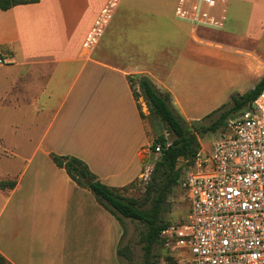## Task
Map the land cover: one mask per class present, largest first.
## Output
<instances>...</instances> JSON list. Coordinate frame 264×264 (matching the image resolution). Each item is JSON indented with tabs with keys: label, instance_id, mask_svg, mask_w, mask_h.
Listing matches in <instances>:
<instances>
[{
	"label": "crops",
	"instance_id": "1",
	"mask_svg": "<svg viewBox=\"0 0 264 264\" xmlns=\"http://www.w3.org/2000/svg\"><path fill=\"white\" fill-rule=\"evenodd\" d=\"M105 3L39 0L0 10V56L4 60L0 70L4 69L2 75L9 86L5 91L8 103L23 112L39 113L29 124L38 130L32 132L33 140H11L9 156L14 166L0 177L15 182L10 189H0V255L9 264H120L116 253L120 224L90 191L55 166L50 154L79 158L109 187L121 188L143 177L148 171L146 148L153 139L140 119L130 78L145 77L168 93L173 110L191 123L201 120L195 113L206 104L180 94L177 81L185 80L186 72L193 69L180 50L231 60L234 54L243 55L257 63L259 79L264 76V59L245 47V37L194 29L187 23L191 48L183 28L160 12H155L157 24L166 30L167 40L155 51L153 42H146L152 36L146 30L154 21L146 18L139 21L142 36L122 32L112 20L106 26L107 42L100 40L93 50L85 51L82 43ZM125 13V27L135 25L129 15L136 17V12ZM142 37L143 51L136 53L141 48L137 40ZM169 53L182 57H169ZM83 70L87 72L74 87ZM100 73H106L103 84L92 91L90 82H98ZM106 79L110 81L104 83ZM19 82L20 87H14ZM109 82L116 113L102 118L96 128L87 124L79 140H68L66 127L72 111L109 109L105 91ZM140 104L144 105L142 98Z\"/></svg>",
	"mask_w": 264,
	"mask_h": 264
},
{
	"label": "rangeland",
	"instance_id": "2",
	"mask_svg": "<svg viewBox=\"0 0 264 264\" xmlns=\"http://www.w3.org/2000/svg\"><path fill=\"white\" fill-rule=\"evenodd\" d=\"M107 1L108 0H106L105 5ZM175 3L176 0H117L114 7L111 8L110 19L107 25L112 20H115L116 26L120 24L121 28L119 29L122 30V32L125 31L126 34H129L135 31L136 33L140 32L139 36H142L143 30H139L141 27V23H139L140 19L142 21H144L145 18L147 21L153 20L154 22L151 28L148 27L146 30L147 34L152 33V36H150V39H147L146 42L148 40L153 42V52L158 45L167 40L164 34L166 30H162L157 24L159 18L155 12L165 13L167 17H170V19L183 28L185 31L184 40L193 48L194 45L188 35V24L174 16ZM128 10H134L136 12V17H131V15H129V19L132 20V22L136 20L135 25H131V27H125L124 25L125 21H127L124 17L126 15L125 12ZM149 12H153V15ZM99 15L100 14H98V16ZM224 20V26L221 30H217L218 32H225L237 37H245V40L242 41L245 47L254 49L260 57L264 59V0H228ZM142 23L144 26L146 25L145 22ZM107 25H102V32L97 38V43L100 40V42L103 43L107 42ZM169 40L171 39H168V41ZM117 41L118 40H116V42ZM119 41H123V39ZM137 41L138 45L141 47L145 39L142 37L141 39L138 38ZM130 51H133V49ZM141 51H143V47H138L136 49V53H140ZM180 52H182L181 55L187 59L188 62L193 64V69L191 68V71L186 72L189 77L183 81H177V86L181 89L180 94L187 95L188 97L191 96L190 98H193L195 102L198 101L203 105L206 104V106L201 107L198 112L195 113L197 117L201 119L221 106H227L231 97L248 93L261 80L259 79L257 63L243 55L234 54L232 55L234 60H231L229 58L204 54L198 51H194L193 53L189 49L180 50ZM171 56L182 57L175 53H171L169 57ZM186 69H188V67ZM2 71H4V69L0 70V177L5 173V170H11L14 166L13 160L10 159L11 157L9 156L11 140H33L34 135H32V132L38 133V130L31 129V125L29 124H31L34 118L39 114L35 112H23V110L13 107L8 103L5 91L9 86L7 79H4L2 75ZM86 72L87 70H83L82 73H80L74 82V87L78 86ZM105 75L106 73H100L97 75L99 78L98 82L96 79L90 82L92 91H96L100 84H103V80L101 81V79L102 76ZM129 80L132 83L134 92L138 93L136 78H131ZM107 81H110V79H106L104 83ZM20 85L21 83L19 82L18 86L14 87L17 88L20 87ZM105 91L108 96L107 104L110 105L106 112H103L99 108H92L86 112H80L79 110L72 111L71 120L66 127L68 140L71 142L79 140L81 131L85 129L87 124H91V128H96L98 126L97 123H99L102 118H111V116L116 113L113 108V88L110 82L106 85ZM140 101L141 98L138 97V105L140 106V111L144 115L143 121L148 130V137L154 140L158 135H164V126L158 121L151 120L147 117L148 112L146 106L145 104H140ZM227 107L221 108L210 117L201 120V122L207 125L210 124L215 121L217 116L224 112ZM239 112L231 116L237 115ZM221 129L222 127L214 133H208L199 140L203 157L211 156L212 143L218 134L222 132ZM166 140L170 142L171 137L166 135ZM146 151L149 153V161L145 164V167H148V171L146 173L144 172L145 175L143 177L136 179L131 186L121 191L125 197L135 199H140L142 197L145 181L148 179L153 162L159 156V154H153L148 148H146ZM178 166L183 167V163L179 162ZM182 172L185 173L186 169L183 168ZM187 211V199L183 190L177 184L173 187L167 198L164 210L165 221L169 224H179L185 219ZM142 230L143 226L137 222L123 219V236L120 240L119 247L121 250L125 251L126 255L118 258L120 264H143L140 242ZM154 255L156 257L152 260L154 264H187L188 260V255L186 253L171 251L164 243L154 245Z\"/></svg>",
	"mask_w": 264,
	"mask_h": 264
},
{
	"label": "built area",
	"instance_id": "3",
	"mask_svg": "<svg viewBox=\"0 0 264 264\" xmlns=\"http://www.w3.org/2000/svg\"><path fill=\"white\" fill-rule=\"evenodd\" d=\"M116 2L108 0L100 10L82 43L85 51L96 45ZM227 2L176 0L174 16L194 29L220 30ZM221 130L211 156L200 149L181 174L188 211L160 238L171 251L186 253L187 264H264V88ZM154 153H160L159 144Z\"/></svg>",
	"mask_w": 264,
	"mask_h": 264
},
{
	"label": "trees",
	"instance_id": "4",
	"mask_svg": "<svg viewBox=\"0 0 264 264\" xmlns=\"http://www.w3.org/2000/svg\"><path fill=\"white\" fill-rule=\"evenodd\" d=\"M39 0H0V10H7L16 5L33 4ZM131 79V78H130ZM129 81L132 97L136 101V107L140 119L144 115L138 105V97H141L146 109L147 117L156 120L164 126V131L171 137L167 142L164 135H158L149 145V150L154 153L155 144L160 145L158 158L153 162L148 179L145 181L143 194L140 199L125 197L121 191L131 186L133 182L121 188L109 187L99 182L97 177L91 173L88 166L80 159L68 155L50 154V159L55 166L65 171L66 175L77 186L90 191L96 202L108 211L120 224L123 236V219L135 221L143 230L140 236L143 264H154V245L163 243L160 238L161 232L170 225L165 221L164 210L167 198L173 187L178 184L179 178L186 170L193 166L197 152L201 149L199 140L208 133H214L224 125V121L239 111L253 100L257 93L264 88V76L258 84L248 93L231 97L227 106H221L217 110L206 115L210 117L221 108L227 107L220 113L216 120L210 124L200 121L187 123L172 108L170 95L159 91L147 78L138 77L136 83L138 93L132 89ZM179 162L183 167H179ZM15 182L11 180H0V189H10ZM120 244V241H119ZM117 256H125V251L117 248ZM0 264H9L0 255Z\"/></svg>",
	"mask_w": 264,
	"mask_h": 264
},
{
	"label": "water",
	"instance_id": "5",
	"mask_svg": "<svg viewBox=\"0 0 264 264\" xmlns=\"http://www.w3.org/2000/svg\"><path fill=\"white\" fill-rule=\"evenodd\" d=\"M143 164H145V162H143Z\"/></svg>",
	"mask_w": 264,
	"mask_h": 264
}]
</instances>
